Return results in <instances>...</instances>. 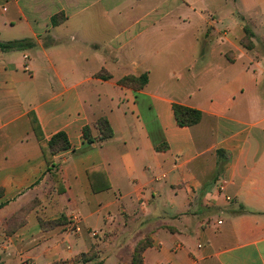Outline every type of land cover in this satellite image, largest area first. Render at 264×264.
Segmentation results:
<instances>
[{
	"label": "crops",
	"instance_id": "1",
	"mask_svg": "<svg viewBox=\"0 0 264 264\" xmlns=\"http://www.w3.org/2000/svg\"><path fill=\"white\" fill-rule=\"evenodd\" d=\"M9 42L0 264H130L140 240L142 264H264V0H0ZM31 113L69 146L45 157Z\"/></svg>",
	"mask_w": 264,
	"mask_h": 264
},
{
	"label": "trees",
	"instance_id": "2",
	"mask_svg": "<svg viewBox=\"0 0 264 264\" xmlns=\"http://www.w3.org/2000/svg\"><path fill=\"white\" fill-rule=\"evenodd\" d=\"M246 31V30H245ZM248 32H246L242 43L245 47L250 48V42L248 41ZM23 42H9V43H1V48H19L23 46ZM146 74H140L138 76L134 75H126L123 76L119 82L121 84H129L134 86L135 88H140L146 83ZM172 110L174 118L178 125L180 126H189L197 123L200 119L201 112L195 108L187 107L178 103L172 104ZM31 124L33 129L39 139V145L41 151L43 152L45 157H49L55 152L65 149L69 146L67 137L64 132H58L51 136V138L47 141L43 140L40 136L39 123L34 115L31 113ZM101 128L105 134V136L109 133V128L107 126L106 121L103 119L100 121ZM87 127L83 129L85 135H87ZM150 243L148 240H140L136 243L135 248L132 253L131 263L130 264H142V251L143 249ZM84 261V260H83Z\"/></svg>",
	"mask_w": 264,
	"mask_h": 264
},
{
	"label": "rangeland",
	"instance_id": "3",
	"mask_svg": "<svg viewBox=\"0 0 264 264\" xmlns=\"http://www.w3.org/2000/svg\"><path fill=\"white\" fill-rule=\"evenodd\" d=\"M172 2H169V5H171ZM176 6V5H175ZM178 9L186 14L189 15V23L187 24V26L189 27H199L201 25H203V20L201 19V23H200V17H198L197 13L195 11H192L191 8L187 7V6H183V7H178ZM64 221H67V218L65 217H60L56 220L53 221H48L49 226L53 225V224H59V223H63ZM44 224V223H43ZM47 227L46 225H43V228ZM74 230H78V228H76L75 226H73ZM92 235H98L96 231H93ZM121 244H123V242H121ZM129 245V244H128ZM125 247H127V244L125 245ZM98 252V248H96L95 246H92L88 251L79 254V256L77 258H75V260H84V261H89L88 263H95L96 262V255ZM24 264H31V261H26ZM52 264H69L68 261H64V260H56V262L52 263Z\"/></svg>",
	"mask_w": 264,
	"mask_h": 264
}]
</instances>
